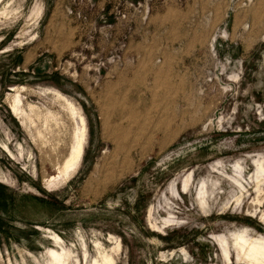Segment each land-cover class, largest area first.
Listing matches in <instances>:
<instances>
[{
    "label": "rangeland",
    "instance_id": "rangeland-1",
    "mask_svg": "<svg viewBox=\"0 0 264 264\" xmlns=\"http://www.w3.org/2000/svg\"><path fill=\"white\" fill-rule=\"evenodd\" d=\"M231 236L264 242V0H1L0 264H250Z\"/></svg>",
    "mask_w": 264,
    "mask_h": 264
},
{
    "label": "bare ground",
    "instance_id": "bare-ground-1",
    "mask_svg": "<svg viewBox=\"0 0 264 264\" xmlns=\"http://www.w3.org/2000/svg\"><path fill=\"white\" fill-rule=\"evenodd\" d=\"M12 111L17 113L16 105L12 106ZM76 141V147L73 149V152H71L72 154L70 155L69 160L66 161L62 170V175L64 178L67 177V174H69L68 172L76 166L82 153V138H79ZM219 240L220 239H218L217 236L212 239L216 245L221 247L223 258L230 262L231 251L229 247H227L226 243H224L225 241L223 242V239L220 241ZM231 241L233 242L231 247H233L237 252L238 257H241L250 264H264V242L260 243L259 240L258 242L256 240L251 241V239L245 240L242 237L236 236H231Z\"/></svg>",
    "mask_w": 264,
    "mask_h": 264
}]
</instances>
